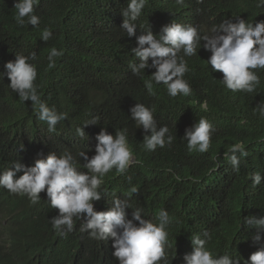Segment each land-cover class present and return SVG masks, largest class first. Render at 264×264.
<instances>
[{"label":"trees","instance_id":"16d2710c","mask_svg":"<svg viewBox=\"0 0 264 264\" xmlns=\"http://www.w3.org/2000/svg\"><path fill=\"white\" fill-rule=\"evenodd\" d=\"M15 2L0 0V72L6 62L15 59V53L27 56L35 51L38 92L49 107L67 113L68 119L49 132L47 124L36 119L32 102H21L8 87V77L0 76V170L17 160L32 166L40 153L59 155L68 150L76 156L78 168L86 171L83 158L76 154H95V136L101 128L113 135L126 129L139 163L124 174L113 169L103 187L122 199L136 186L139 191L131 203L133 209H143L145 219H154L160 209L175 218L168 229L173 261L190 254L192 235L204 230L212 234V251L237 257L242 230L248 231L243 218L264 215V182L254 188L250 180L253 173L264 174V116L254 111L264 101V69L256 70L260 84L255 92H232L220 81L222 73H212L207 65L211 53L201 47L198 56L185 58L190 68L185 74L190 95L172 98L163 85L154 86L155 95H149L145 82L155 69H146L141 77L132 74L129 65L140 62L131 52L137 46L136 38L120 29L121 11L128 0H40L35 10L40 24L35 28L16 23ZM237 16L262 21L264 8H257L256 0H184L182 5L177 0H148L136 35L149 27L158 34L174 22L206 31L224 19L236 22ZM45 27L53 32L47 42L40 38ZM52 47L62 49L64 55L49 69L47 56ZM137 102L155 109L158 126L169 127L175 138L171 147L152 152L144 148V130L130 117ZM201 117L215 128L211 147L205 153L189 152L187 142L180 138ZM92 118L98 124L86 126L89 140L81 139L76 128ZM240 142L248 155L242 158L239 172H234L224 153ZM40 195L41 201L33 205L27 196L0 188V218L8 219H0V264H119L112 255V239H91L88 232L79 230L80 220L75 221L73 232L58 236L50 223L58 210L50 206L46 192ZM111 199L110 195L95 202L96 210H108ZM126 211L130 219L132 209ZM253 228L247 236L250 241Z\"/></svg>","mask_w":264,"mask_h":264},{"label":"clouds","instance_id":"9594fccd","mask_svg":"<svg viewBox=\"0 0 264 264\" xmlns=\"http://www.w3.org/2000/svg\"><path fill=\"white\" fill-rule=\"evenodd\" d=\"M148 0H128L127 6L121 11L123 22L120 26L128 37L136 38V47L131 52L139 63H132L129 68L134 76L141 77L146 69H155L145 82L149 95H155L154 86L163 85L167 94L175 98L178 95L191 94V86L185 79L190 72L186 57L198 56L203 47L211 53L207 65L213 72L223 74L220 80L226 89L232 92L253 93L260 84V77L256 70L264 69V20L249 21L240 16L222 20L213 24L206 31L199 26L172 23L161 28L154 34L149 27L142 34L136 35L137 21L142 14ZM40 0H16L15 20L19 26L25 23L38 27L40 17L35 14ZM183 4L184 0H177ZM257 8H264V0H256ZM27 18V21L25 20ZM53 35L50 28L45 27L40 38L47 42ZM203 42V43H202ZM64 55L62 49L52 47L47 56V67L53 69L57 65V58ZM151 59V63L149 60ZM37 60L35 51L27 56L15 53V59L4 65L0 76H7L10 80L8 87L18 95L21 102L31 101L34 106V115L38 121L45 122L49 132H55L56 126L68 119V114L59 112L42 100L38 92ZM254 111L264 116V101H260ZM155 109L136 103L130 109V117L137 128H143V145L147 151L157 148L171 147L174 137L167 125L158 126L154 117ZM98 124L96 118L85 121L76 128V135L81 139L87 138L84 128ZM215 132L214 126L204 117H201L191 127L185 129L180 139L187 142L189 152L205 153L211 147V139ZM150 133V135L148 134ZM95 154L89 157L87 151H80L76 155L83 158L81 171L77 166L76 156L65 150L61 154L50 152L48 155L38 154L32 166H26L20 160L5 165L0 172V188L10 194L27 196L33 205L41 201V193L46 192L48 202L58 214L50 219L51 226L58 236L66 237L76 229L75 221L80 220L79 230L88 232L91 239L108 241L112 239L113 257L119 264H264V235L253 227L264 232V215L256 218H243V225L248 231L242 230L237 257L229 254H218L209 247L212 234L204 230L200 234L192 235L193 251L190 254L180 255V261L175 262L170 257L173 254V245L169 244V227L175 218L168 211L160 209L154 219H145L142 208L133 209L131 200L139 189L132 186L123 198L116 193H109L103 187L106 175L113 169L124 174L135 159L128 141L126 129L116 130L110 134L107 128H101L95 136ZM248 155L242 142L233 144L224 153L234 172H239L242 158ZM23 172L22 175H17ZM131 177H128L131 183ZM252 186L258 187L264 182V174H251ZM111 206L106 211H97L95 202L110 196ZM127 209H132L131 218ZM3 221L8 219L0 218ZM138 222V224L136 223ZM254 233L251 241L249 228ZM239 232H241L238 227ZM235 239L237 237H230Z\"/></svg>","mask_w":264,"mask_h":264}]
</instances>
